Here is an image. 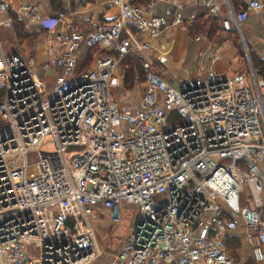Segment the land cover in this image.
Segmentation results:
<instances>
[{
    "label": "built area",
    "instance_id": "obj_1",
    "mask_svg": "<svg viewBox=\"0 0 264 264\" xmlns=\"http://www.w3.org/2000/svg\"><path fill=\"white\" fill-rule=\"evenodd\" d=\"M110 2L116 15L87 31L57 30L62 12L41 18L25 8L57 46L40 64L5 52L0 40V264H86L101 255L117 264H246L225 244L238 224L252 259L263 260L264 74L244 45L245 71L211 69L175 88L154 59L169 50L164 29L185 25L180 12L154 13L169 0ZM201 3L224 12L222 27L241 38L248 12L264 8V0L238 10L228 0ZM8 12L0 0V26L11 24ZM81 46L103 54L76 69ZM126 57L143 72L135 103L114 95ZM50 64L48 90L38 67ZM102 212L99 238L93 221L100 225Z\"/></svg>",
    "mask_w": 264,
    "mask_h": 264
},
{
    "label": "crops",
    "instance_id": "obj_2",
    "mask_svg": "<svg viewBox=\"0 0 264 264\" xmlns=\"http://www.w3.org/2000/svg\"><path fill=\"white\" fill-rule=\"evenodd\" d=\"M143 1V0H140ZM222 4V0H215ZM229 3L235 10L242 8L246 0H228ZM170 5L173 12L179 11L183 21L184 26L179 24H171L164 29L162 32V38L169 41V50L165 54H158L155 60L159 61V65H154L156 71H158L161 76H163L170 84L172 80L179 82L183 78H196L204 76L209 70L214 69L222 74H232L234 72L245 71L247 68V63L245 66L243 64L244 59H242V51L244 52V45L246 46L248 52L254 50L257 58L264 61V8L257 11H249L247 18L240 23L241 35L239 36L240 50L239 46L234 42L237 38L236 30L229 29L225 30L221 27V15H211L207 12L206 7L201 3V0H169V3L158 2L156 3L153 11L154 13H163L164 7ZM30 7L39 17H56L59 12H62V18L58 20L56 24L57 30H67V24L71 23L74 27L81 31H87L94 27L99 22L111 19L117 13L116 5L112 4L110 0H88L84 4H76L71 0H9V12L11 17V24L8 26H0V33L5 37L7 34L4 30L9 29L13 34H22V40L25 42L27 39L32 38L31 46L24 45L21 48H11L7 52L20 51L24 54L30 55L34 59L36 64H40L43 60H51V58L56 55L57 46L51 39H47L46 32L41 39L39 30L41 29V23L38 19L32 18L28 10L25 8ZM224 10V9H223ZM85 11V12H84ZM193 14L194 17L191 18L190 15ZM81 19L78 25L79 19ZM218 19L219 28L211 29L209 25H203L206 19L209 18ZM196 17V18H195ZM170 19L171 16H168ZM196 20L201 23L198 24ZM194 22L196 28H202L200 32L192 34L190 31V25ZM42 32H44L42 30ZM37 34V35H36ZM37 36V37H36ZM199 36L198 39L195 37ZM243 40V41H242ZM2 41L6 44H13L11 37L6 39L2 38ZM3 47V46H2ZM4 49V48H3ZM86 49L85 46H81L77 52L76 64L77 66L90 67L94 64L91 61L88 63H83L81 58V53ZM5 50V49H4ZM6 51V50H5ZM189 54H192V63L189 65L190 69H186L183 66L185 59ZM93 60V59H92ZM260 66V65H259ZM40 73L46 79H52L54 74V67L52 64L49 68L42 72L40 67H38ZM257 71V69H255ZM46 73H50L46 75ZM120 84H122V78L124 70H121ZM258 74H264V71ZM137 84H139L138 89L129 90L133 99L127 101L129 98L125 95V99H120L128 103H135L138 101L139 97L143 91V81L141 78ZM135 80V78L133 79ZM51 81V83H52ZM134 82V81H133ZM120 87V86H118ZM127 94V93H126ZM262 215L264 217V184L262 188ZM106 218V223L108 221L107 213L102 212L101 220ZM97 237H102L105 233V229H96ZM245 226L243 224H238V226L228 233L225 234V244L228 253L237 260H244L246 264H264V259L261 261H255L251 257L250 245L245 237ZM264 248V246H263ZM86 264H117L109 256H98ZM197 264H203L201 261Z\"/></svg>",
    "mask_w": 264,
    "mask_h": 264
},
{
    "label": "rangeland",
    "instance_id": "obj_3",
    "mask_svg": "<svg viewBox=\"0 0 264 264\" xmlns=\"http://www.w3.org/2000/svg\"><path fill=\"white\" fill-rule=\"evenodd\" d=\"M85 12V11H84ZM77 17V16H76ZM77 19H79L78 21H79V23H78V25L81 27V24H80V21H81V19L79 18V17H77ZM10 30V27H9V29H7V30H4L7 34H5V37H6V39L8 38V37H11V40H12V42H13V44H11L10 43V45L9 44H6V43H4L3 41H2V38H5V37H3V35H1V33H0V40H1V43H2V46H3V48L6 50H4L5 52H7V51H9L10 50V48H11V45L14 47V48H21V46H23V44L24 45H28V46H31V40H33L32 38H29V39H27V41L25 42V40L23 41L22 40V38L21 37H23V35L22 34H13V33H9V32H11V31H9ZM236 33V36H237V38H236V40L234 41L235 43H236V45H238L239 46V50H240V43H239V36H238V34H237V32H235ZM37 34H39V35H41L40 36V38L42 39L43 38V36H44V32H42V30H39V32L37 33ZM36 34V35H37ZM37 37V36H36ZM84 52H85V50L84 51H82V53H81V58L82 59H85V61L88 63V61H91L92 63L94 62V60H95V58L97 57V56H99V55H102L103 53H101L100 51H98L97 49H95V50H93L92 51V53H91V55H90V59H89V57L88 56H86V55H84ZM248 54H249V58H250V62H251V64L253 65V67H254V69H257V71L259 72V73H261V72H263L264 71V61L263 60H261V59H259V58H257L258 56L255 54V52H254V50H252L251 49V51L249 50V52H248ZM158 57V55L155 57V58H157ZM192 58H193V56H192V54H189L188 53V56H187V58L185 59V61H184V63H183V66L188 70V69H190L189 67V65L192 63ZM93 59V60H92ZM242 59H244V61H243V64H244V66H245V63H247V58H246V55H245V53L242 51ZM125 60L126 59H124V60H122L121 61V63H122V67H124L125 69L129 66V65H127L126 64V62H125ZM154 65H159V61L158 60H155L154 59ZM260 65V66H259ZM124 68H122L123 70H124ZM122 70V71H123ZM135 70V69H134ZM256 71V70H255ZM256 71V72H257ZM50 73H46V75H49ZM51 81H52V79H46V88L49 90V88L51 87H53V84L51 83ZM134 80H132V82H131V84L130 85H128V84H121V85H117L116 86V88H115V91H114V95L116 96V97H119L120 99H125V95L128 97V95H129V98H126V100L127 101H130V100H132L133 99V96L130 94V92H128L129 90H132V89H138L139 88V84H137L135 81L133 82ZM171 83H172V85L175 87V88H178V81L177 80H172L171 81ZM118 86H120V87H118ZM127 93V94H126ZM43 146L45 147V148H50V145L49 144H47L46 142L43 144ZM249 193H248V187L246 186V185H243L242 186V188H241V190L239 191V196H240V200H241V202H242V200L243 199H246V196L248 195ZM94 222V224H95V227H96V229L99 227L100 229H106L107 228V223H106V218H104L103 220H102V223L100 224V225H96L97 224V221L96 220H94L93 221ZM107 231V230H106ZM104 235V234H103Z\"/></svg>",
    "mask_w": 264,
    "mask_h": 264
},
{
    "label": "trees",
    "instance_id": "obj_4",
    "mask_svg": "<svg viewBox=\"0 0 264 264\" xmlns=\"http://www.w3.org/2000/svg\"><path fill=\"white\" fill-rule=\"evenodd\" d=\"M143 1H145V0H143ZM232 2H234V0H232ZM196 21L198 24L201 23L199 20H196ZM203 25H209L211 27V29L215 28V30H216V28H219L218 19L215 18V16L213 18L206 19V21L203 23ZM221 27H222V25H221ZM201 29L202 28H196V26L194 25V22L191 23V25H190V31L192 34H196V33L200 32ZM94 48L95 47H86L84 55L88 56L90 59L92 57V56L90 57L92 51L95 50ZM124 59H126L125 62L129 66L126 69L124 68L122 83L130 85L134 78H141L142 79V77H143L142 73L143 72H142V68L140 66V61L136 58H130V57H126ZM82 62L86 64L85 59L82 60ZM83 65L84 64H81L80 67L77 66V69H82Z\"/></svg>",
    "mask_w": 264,
    "mask_h": 264
}]
</instances>
